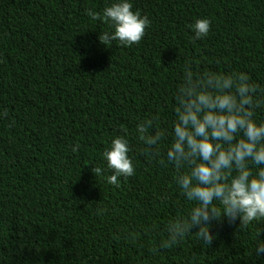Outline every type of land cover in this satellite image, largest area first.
<instances>
[{
    "label": "trees",
    "instance_id": "trees-1",
    "mask_svg": "<svg viewBox=\"0 0 264 264\" xmlns=\"http://www.w3.org/2000/svg\"><path fill=\"white\" fill-rule=\"evenodd\" d=\"M108 2L0 0V264H264V221L221 218L209 246L188 234L161 248L185 203L133 134L137 119L166 126L185 65L264 81V0H131L150 24L127 47L102 44L110 29L85 13ZM195 18L204 39H190ZM124 133L134 173L115 187L92 167Z\"/></svg>",
    "mask_w": 264,
    "mask_h": 264
},
{
    "label": "clouds",
    "instance_id": "clouds-1",
    "mask_svg": "<svg viewBox=\"0 0 264 264\" xmlns=\"http://www.w3.org/2000/svg\"><path fill=\"white\" fill-rule=\"evenodd\" d=\"M110 31L100 33L108 45L137 44L150 24L147 16L132 10L131 0H110L100 12L85 10ZM192 40L207 37L210 21L195 18L188 25ZM171 119L163 128L156 117L137 119L133 134L140 151L164 167H171L172 182L185 203L182 214L167 220L163 249L192 234L209 246L212 222L223 218L239 228L264 221V81L244 71H198L185 65L172 93ZM7 111L0 112V117ZM78 146L72 148L76 152ZM129 134L114 135L101 153L106 183L119 187L118 178L133 175ZM168 195H162L166 201ZM195 229V232L192 230ZM253 239L257 258L264 255V240Z\"/></svg>",
    "mask_w": 264,
    "mask_h": 264
}]
</instances>
